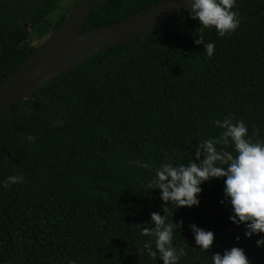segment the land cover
Listing matches in <instances>:
<instances>
[{"label":"trees","instance_id":"16d2710c","mask_svg":"<svg viewBox=\"0 0 264 264\" xmlns=\"http://www.w3.org/2000/svg\"><path fill=\"white\" fill-rule=\"evenodd\" d=\"M64 1L0 0V85L35 52L32 37L61 26L68 12L54 24L49 17ZM162 1L104 0L81 33ZM233 10L240 24L231 35L198 32L189 13L101 52L0 115V264H164L155 235L143 233L155 228L153 212L178 225L173 243L187 253L178 264H212V253L233 246L264 264L256 245L264 233L249 238L230 219L226 177L204 181L192 207L148 186L162 162L202 160L197 146L224 130L216 119L242 120L253 142L264 141V0H236ZM206 42H214L212 57ZM13 175L23 183L5 187ZM193 224L214 232L209 250L195 245Z\"/></svg>","mask_w":264,"mask_h":264},{"label":"clouds","instance_id":"9594fccd","mask_svg":"<svg viewBox=\"0 0 264 264\" xmlns=\"http://www.w3.org/2000/svg\"><path fill=\"white\" fill-rule=\"evenodd\" d=\"M236 0H193L190 15L198 19L200 27L198 32L214 28L220 37L231 35L240 24L238 13L234 11ZM204 35L195 40V43H204ZM204 52L212 57L215 52L214 42H206ZM215 126L224 129L219 136L205 138L197 146L196 156L204 153L202 160L179 163L162 162L155 168L154 180L149 187L161 190L162 200L172 202L177 207L199 205L201 185L212 177H226L223 189L225 197L229 199L233 214L230 219L236 224H245V236L264 233V141L253 142L248 135V128L244 121L232 122L225 117L223 123L220 119L214 121ZM254 135H258L256 130ZM231 144L232 151H218L217 144ZM171 160V158H169ZM218 162V163H217ZM143 167L149 165L144 163ZM22 175H13L7 178L4 186L23 183ZM223 203V201H221ZM152 221L154 229L144 228L143 233L155 235V248L159 251L164 264H178L180 258L187 253L185 247H176L173 243L174 229L178 226L166 222V217L153 212ZM182 223V221L180 222ZM195 245L201 251L211 248L214 241V232L192 226ZM239 240V237H237ZM258 247H264V235L256 240ZM151 257L157 252L148 246ZM75 264V261H69ZM212 264H251L243 248L233 246L225 248L223 252L212 253Z\"/></svg>","mask_w":264,"mask_h":264},{"label":"water","instance_id":"95a60500","mask_svg":"<svg viewBox=\"0 0 264 264\" xmlns=\"http://www.w3.org/2000/svg\"><path fill=\"white\" fill-rule=\"evenodd\" d=\"M104 0H83L61 26L0 85V115L55 78L114 46L141 38L189 14L193 0H164L127 19L81 33L89 16Z\"/></svg>","mask_w":264,"mask_h":264},{"label":"rangeland","instance_id":"374dc122","mask_svg":"<svg viewBox=\"0 0 264 264\" xmlns=\"http://www.w3.org/2000/svg\"><path fill=\"white\" fill-rule=\"evenodd\" d=\"M72 3H73V0H65L61 4L60 10H58L52 16H50L49 20L54 24L64 12L70 11ZM26 28H27L28 32H31V28H29V27H26ZM49 35L44 36L43 38H38V37L34 36L31 38L30 41H31L33 46L38 48L49 37Z\"/></svg>","mask_w":264,"mask_h":264}]
</instances>
